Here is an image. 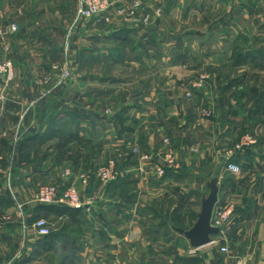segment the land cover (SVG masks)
<instances>
[{
  "label": "crops",
  "instance_id": "obj_1",
  "mask_svg": "<svg viewBox=\"0 0 264 264\" xmlns=\"http://www.w3.org/2000/svg\"><path fill=\"white\" fill-rule=\"evenodd\" d=\"M29 1H5L1 13H30L39 15V20H44L45 14L56 10L55 0ZM116 1L118 4H126L131 0ZM246 2L247 0H176L171 10L181 13V20L195 23L200 14L205 19V15L202 16L205 11L214 15L217 9L215 5L219 3L222 4L219 8L225 14H234L240 19L242 16L247 18ZM142 11L141 9L140 12ZM140 12L135 14L133 23L127 26L113 21L107 23L104 17H98L94 23L100 27L106 25L111 32L104 35L93 33L86 38V46L96 47H88L81 56L82 76L88 81L98 80L99 83L113 86L123 82H129L133 86L130 87L126 103L118 106L116 111L113 110L110 117L106 115V104L102 101L106 100L107 95L98 87L81 91L90 101L95 102L91 108L85 100L79 101V105L72 104V101L78 100L74 98L62 109L56 99H53L55 94L60 93L57 89H52L57 75L52 69L56 53L47 47L48 40L41 41L42 38H39L38 17L35 22L34 19L26 22L27 19L23 16L21 19L10 17L0 23V31H4L10 23L18 26L14 35H8L11 39L0 37V51L5 39L6 45L14 51L11 52V57H15L17 77V83L6 91L4 100L0 101V141L5 140L11 144L13 140L19 141L22 137L34 135L38 142H48L45 151H31L29 161L19 164L14 172L9 173V188L15 201L9 199L7 187L0 183V264H60L63 257L70 255H73V262L65 264H236L238 259L244 264H264V206L259 207L261 198H258L264 193V179L258 193L257 183L248 185L245 182L248 172L258 170V167L243 166L244 154L247 160L252 161L257 158L256 153L253 150L251 153L238 151L235 147L224 148V142L228 143L231 139L227 135L231 136L232 131L227 133V137H220L216 148L209 146L203 137L210 132V121L203 117L207 123L199 118L202 117L201 105L210 103L202 104L194 98L186 99L177 89L173 97H155L156 93L167 95L169 91H160L161 87L152 86V78L139 84L137 79L141 77L137 73L142 71L143 78L144 74L150 76L151 71L146 66L152 60L146 47L152 31L142 24ZM256 12L257 10L252 11ZM194 13L197 14L195 17ZM252 16L257 18L259 15ZM221 22L229 25L227 27L230 29L234 24L237 26L230 17H224ZM35 23L38 27L35 25L34 28ZM180 23L182 26L185 24ZM46 24L45 29L48 31L55 27H50L48 20ZM212 27L215 25L210 26ZM194 34L202 38L204 36L199 32ZM35 40H38L39 45L33 42ZM166 41L164 44L168 43ZM241 42L240 39L231 43L228 41V44L235 46L241 45ZM171 45L180 47L187 46L188 43L177 40ZM34 47L42 48L43 56L39 61L35 60L37 54L31 52ZM161 56L166 66L171 63L168 53ZM226 58L229 60L231 55ZM179 59L184 64L190 59V54H181ZM239 59L242 60L243 55L240 54ZM40 61L43 63H38ZM105 64H109V67H129V71L124 75L111 74L108 72L109 67L104 69ZM93 66L99 71L89 74L88 69ZM121 76H125V80ZM71 89L67 88L65 91L68 93ZM121 90L119 87L107 89L108 93L115 91L117 94ZM241 105L242 102L239 101L233 105V109L239 110ZM161 108L165 109L163 114ZM173 109L176 110L175 113L171 111ZM14 127L17 132H13L11 140L6 136L12 134ZM67 133L77 134L89 142L87 148L80 151L82 154H89L88 166L81 163L76 166L72 160L57 161L56 152L50 146L56 141L57 135ZM164 138L170 140L169 149L179 168L159 178L150 165L148 167L146 164V172L143 171L137 161V154L130 150L140 147L144 152L160 153L164 149ZM109 146H113L112 149ZM70 147L71 154L78 149L75 144ZM217 152H223L220 155H223V159L233 156L226 164L238 165L240 172L227 170L226 164L215 166ZM3 155L7 157L8 154ZM110 155L123 159L121 174L116 181L104 184L96 178L95 169L99 160ZM67 169L71 171V176L65 174ZM6 173L4 168L0 169V178ZM79 173L86 175V183L78 179ZM213 177L217 178L218 185L215 206L230 201L235 204L236 212L223 234L214 237V244L218 245L210 244L193 250L188 241L172 229L173 226L168 227L169 220H161V215L151 214L150 203L155 199L156 193H165L167 187H173L182 194L186 192L178 198L180 206L182 201L192 200L190 195L207 189L206 184ZM69 182L77 185L82 207L75 208L78 210L74 212V218L51 212L45 215V211L33 201L37 187L42 184L62 186ZM254 192L256 194L253 195ZM4 214L10 216L9 221H2ZM38 215H42L52 228L51 250H43L40 246L43 238L37 236L31 227ZM155 220L158 221L156 227H148ZM221 246H227L228 253H221Z\"/></svg>",
  "mask_w": 264,
  "mask_h": 264
},
{
  "label": "rangeland",
  "instance_id": "obj_2",
  "mask_svg": "<svg viewBox=\"0 0 264 264\" xmlns=\"http://www.w3.org/2000/svg\"><path fill=\"white\" fill-rule=\"evenodd\" d=\"M5 1L11 0H0V23H4L5 20L10 19V17L13 19H21L23 16L25 17L24 19H27L26 22H31L33 19L35 22L38 17L37 19L40 21V26L38 27L36 23L33 24V26L35 28L36 25L39 28V38H42L41 41L48 40L47 47L51 50H55L56 61H54L53 66H51L52 69L56 71L57 75L52 89L60 91L58 94L54 93L55 95L53 97V99H56V103L61 105L60 108L64 109L67 107L68 103H71L74 98L78 99L75 100L78 102L72 101V104L79 105V101L85 100L90 108L94 107L95 102L92 100L90 101L81 91L91 90V88L95 89V87L103 89L107 95L106 100H102L106 104L105 113L107 116L110 117V115L114 113L113 110L116 111L118 106L122 105L124 102L126 103V100L130 95V87H133L129 82H123L121 85L115 84V86H113V84L99 83L98 80L88 81L89 79L84 78L80 72L82 65L81 56L84 54L85 49L88 47H96L94 45L86 46L88 45L86 43V38L90 37L93 33L104 35L111 32V29L106 25L100 27V25L94 23L98 17L91 19L77 18L76 2L74 0H55L56 10L54 13L50 12L48 15L45 14L43 16L44 20H39V15L30 13L26 15L15 13L4 14L1 13V11ZM132 1L133 0L130 2ZM234 1L235 0H232V2ZM27 2L30 1L27 0ZM130 2L127 1L126 4L119 2L120 4H118L115 0L117 7L124 8L129 7L131 4ZM246 3L248 12L247 18L242 16V18L239 19L236 18V15L234 14H225V12L219 8L222 4L218 3L215 5L217 9L214 8L216 9L214 15L205 11V14H202V16L205 15V19L201 18L200 14V17L198 16L199 20L193 23L191 20L188 22L184 19L181 20V13H175V10H171V7L176 4V0H141V6L136 10L135 14H138L141 9L143 10L140 12L141 22L144 15H149V22L145 26H147L146 28L150 29L152 32L146 42V47L152 60L148 61L146 66L147 69L151 71L150 76L144 74L145 78H143V72L139 71L137 76L141 78H138L137 81H139V84L141 85V81L152 78V86L156 88L161 87L159 88L160 91H169L167 95L162 92L156 93L154 94L155 97H173L178 90V92H180L179 94H182L186 99L194 98L197 101H201L202 104H205L206 102L210 103L205 106L201 105L202 117L199 118L203 121L206 119L208 122L210 121V132H208L206 136L203 135L205 136L203 139L208 141L207 143L209 146L211 145L216 148L219 144L218 141L221 139L220 137L224 138L228 136L231 137V139L228 143L224 142L223 147L227 149L230 147L236 148V145L240 142L241 138L245 135H249L255 143L237 150L244 152L247 148L249 149V153H251L252 150L256 153L257 158L252 161L247 160V156L244 154L243 166L244 168H246L245 166L250 165L258 167V170L255 169L248 172L245 182L248 185H250V183H257L259 193L264 179V0H257L256 2L255 0H247ZM233 8H235V6H233ZM253 10H257L258 13H252ZM254 14L259 16L253 18L252 15ZM195 15L197 14L194 13L193 17H195ZM134 16L131 17L129 21H125L111 11V15L104 17V21L107 23H112L113 21L115 24L127 26L133 23ZM224 17H230L237 26H235V24L232 25V29L227 27L229 25L221 22ZM47 20L50 22V27L55 26L52 30L48 31L45 29ZM116 20L118 22H116ZM180 22L185 23V26H182ZM213 25H215V27L210 28V26ZM42 26L44 27L43 29L40 28ZM165 26L167 28H164ZM172 26L174 28H172ZM181 26L182 28H180ZM166 29L168 31H166ZM36 32H38V30ZM195 32L204 35L203 38L200 35H195ZM2 37L5 38L9 36L6 34ZM240 39L242 41L241 45L237 44L231 46L228 44V41L231 43V41L236 42V40L239 41ZM177 40L187 42L188 45L180 47L172 46L171 44ZM1 41L2 40L0 39V42ZM67 41L68 49H66ZM165 41L168 43L164 44ZM6 42L7 39L2 43L0 60L9 58L16 71L15 57L14 55L11 57V52L13 50H10V47L6 45ZM33 42H36V40ZM36 43L39 45L38 40ZM41 50L42 48L39 49L37 47L31 49V52L37 54L35 60L39 61V58L43 56ZM12 53H14V51ZM167 53L168 57H170L171 63H168L169 65L166 66L165 62L161 59V55ZM188 53L190 54V59L184 64H181L180 61H178L180 60L179 56ZM240 54L243 55L242 60L239 59ZM228 55H231L229 60L226 58ZM38 63H43V61ZM34 65L37 66L36 63H34ZM107 65L105 64L104 69H108L109 66ZM128 68L129 67L126 68L121 65H112L109 67L108 72L111 74L124 75L129 71ZM97 71H99V69H97L96 66L88 69L89 74ZM65 72H68L69 76L64 77L63 74ZM161 72H164L165 74H161ZM15 77L16 75H14V78L8 83L0 79V101L4 100L6 91L17 83ZM201 77H203V79H201ZM121 78L125 80V76H121ZM198 83H200V86H197ZM113 87H119L120 89L122 88V90L118 94L115 93V91L108 93L109 90L107 91V89H113ZM67 88L72 89L68 90L69 92L67 93ZM175 89L177 90L175 91ZM171 91H174V93ZM239 101L242 102L241 108L239 110L233 109L235 108L233 105L237 104ZM56 107H59V105ZM164 110L165 109L161 108L162 114L164 113ZM171 111L174 113L176 112L175 109ZM204 111H208L210 114L205 115ZM23 113L25 114V112ZM203 117L206 119H203ZM24 118H26L25 115ZM244 125L247 126L244 127ZM15 128L16 127L12 128V134H9L6 137L12 140L13 132L17 130V128L16 130ZM231 131V136L227 135V133H230ZM17 142L18 139L15 141L13 140L10 144L11 150L7 152V165L4 167L7 173L4 177L0 178V183L5 184V187H7L8 190L7 193L9 199L12 198V201H15V199H13V195L9 188V173L13 171V166L15 165L14 157L16 152L14 149ZM37 144L39 145L40 153H42L45 151L48 142L39 141ZM112 147L113 146H109L108 148L112 149ZM137 148L141 151L140 147ZM133 149L134 147L130 152H133ZM221 153L223 152H217V156L214 155L215 166L224 165L226 164V161L230 162L232 160L233 156L231 158L228 157L226 159L225 157L223 159V155L220 156ZM111 158L116 160L117 169L121 172L120 169L122 167L123 159L116 155H110L103 160L101 159L102 161L99 160L97 167L99 164L101 165ZM1 167L0 162V169H3V167ZM165 191V193L162 192L155 194V199L150 203L151 214L161 215V220H169L170 223H168V227L169 225H181L183 229H188L195 221L196 214L200 209V197L202 194L207 195L208 189L202 190V193L199 192L190 195L192 200H188V202H185V200L183 202L181 200L182 202L180 206L178 204V198L185 195L186 192H183L182 194L179 192L180 190L173 187H167V190ZM241 193L244 194L243 191ZM254 194L256 193L254 192L253 195ZM231 198L229 199L231 200ZM258 198H261L259 199V207H263L264 193ZM262 213L264 214V208L262 209ZM156 224H158V221H152L148 227L154 229ZM214 245L216 246L218 243Z\"/></svg>",
  "mask_w": 264,
  "mask_h": 264
},
{
  "label": "built area",
  "instance_id": "obj_3",
  "mask_svg": "<svg viewBox=\"0 0 264 264\" xmlns=\"http://www.w3.org/2000/svg\"><path fill=\"white\" fill-rule=\"evenodd\" d=\"M76 2V16L77 18L91 19L96 17H106L111 15L113 11L116 15L120 16L123 20L129 21L131 17L134 16L136 10L141 6V0H133L129 7H117L113 0H74ZM149 22V15L146 14L142 17V23L147 25ZM18 31V26L15 23H10L5 27L4 31H0L1 37L3 35H14ZM68 49V41L66 45ZM15 75L14 65L9 58L0 60V79L6 83L10 82ZM64 77L69 76L68 72L63 74ZM203 79V77H201ZM201 83V82H200ZM200 83L197 86H200ZM205 115H209L208 111H204ZM255 141L249 136L245 135L241 138L240 142L236 145V149H243ZM164 149L160 153L142 152L137 147L133 149V153L137 154V161L141 165L140 168L145 171V165L151 166L154 174L157 177H163L167 170H176L179 168V164L173 154L169 149L170 140L168 138L163 139ZM150 165V166H149ZM139 168V169H140ZM226 169L233 172L239 173L240 167L234 163H227ZM146 172V171H145ZM65 174L71 176V171L66 170ZM120 172L117 169V162L115 159H108L105 163L99 165L95 169L96 178L102 183H109L115 181L119 178ZM78 179L82 183H86V175L79 173ZM33 201L37 204L43 205H58L67 206L71 208H80L83 202L80 197L77 185L71 182L70 184L63 185L62 187L53 184H42L39 185L36 193L34 195ZM235 214V205L226 201L225 204L218 207H214L211 225L219 228L220 233L217 235H222L224 229L233 220ZM2 221H9L10 216L4 214L1 217ZM31 227L35 234L39 237L46 236L50 233L51 226L44 219L39 218L31 223ZM213 243H216L215 238H213ZM193 249V248H192ZM194 250V249H193ZM220 251L223 253H228L227 246H221ZM236 264H244L241 259H238Z\"/></svg>",
  "mask_w": 264,
  "mask_h": 264
},
{
  "label": "trees",
  "instance_id": "obj_4",
  "mask_svg": "<svg viewBox=\"0 0 264 264\" xmlns=\"http://www.w3.org/2000/svg\"><path fill=\"white\" fill-rule=\"evenodd\" d=\"M258 107V106H257ZM256 107V108H257ZM258 109V108H257ZM256 112V111H254ZM37 139L34 135H28L25 137H22L15 146V152L16 155L14 157V163L13 171H15L16 166L18 167L19 164H22L24 162L29 161V156L31 151H38L39 145L37 144ZM75 144L78 149L71 154V145ZM89 142L83 139L81 136L74 134V133H67V134H59L56 137V141L50 146L52 147L56 152V159L58 162H62L65 160H72V162L76 165L78 164H84V166H88L87 164L90 161L89 154H82L80 151L82 148H87ZM36 149V150H35ZM9 150H11V145L5 141H0V162L1 166L4 168L7 165V157L3 154H6ZM249 149L246 148L244 152H248ZM76 165V166H77ZM1 167V168H2ZM172 170H167L165 175L166 176L169 172ZM163 176V177H164ZM120 177V176H119ZM116 181V180H115ZM114 182V181H112ZM111 182V183H112ZM71 182L67 183L70 184ZM64 184V185H67ZM63 186V185H62ZM60 186V187H62ZM37 204V203H36ZM38 208H41L46 213L45 215H48V212L54 213L55 215H68L70 218H74V212L78 209L67 207V206H58V205H43V204H37ZM43 218L42 215H38L37 219ZM173 227H182L181 225L173 226ZM52 237H53V231L52 228L50 230V233L46 236H41L43 240L41 241L40 246L43 248V250H51L52 248ZM73 255L63 257L60 264L65 263H71L73 262L72 259Z\"/></svg>",
  "mask_w": 264,
  "mask_h": 264
},
{
  "label": "water",
  "instance_id": "obj_5",
  "mask_svg": "<svg viewBox=\"0 0 264 264\" xmlns=\"http://www.w3.org/2000/svg\"><path fill=\"white\" fill-rule=\"evenodd\" d=\"M206 187L208 193L207 195H202L200 199V209L192 226L188 229L181 227L172 228L175 232L181 234L193 249L212 244L213 238L220 233L218 227L211 225L213 210L218 199L217 178H211L207 182Z\"/></svg>",
  "mask_w": 264,
  "mask_h": 264
}]
</instances>
